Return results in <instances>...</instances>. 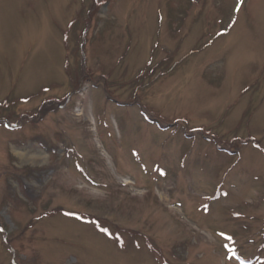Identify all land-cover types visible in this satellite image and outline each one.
<instances>
[{
  "label": "rangeland",
  "instance_id": "374dc122",
  "mask_svg": "<svg viewBox=\"0 0 264 264\" xmlns=\"http://www.w3.org/2000/svg\"><path fill=\"white\" fill-rule=\"evenodd\" d=\"M97 2L0 0V264H264V0Z\"/></svg>",
  "mask_w": 264,
  "mask_h": 264
},
{
  "label": "trees",
  "instance_id": "16d2710c",
  "mask_svg": "<svg viewBox=\"0 0 264 264\" xmlns=\"http://www.w3.org/2000/svg\"><path fill=\"white\" fill-rule=\"evenodd\" d=\"M94 1H95L96 3H98V2H97L98 0H94Z\"/></svg>",
  "mask_w": 264,
  "mask_h": 264
}]
</instances>
